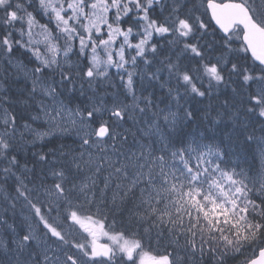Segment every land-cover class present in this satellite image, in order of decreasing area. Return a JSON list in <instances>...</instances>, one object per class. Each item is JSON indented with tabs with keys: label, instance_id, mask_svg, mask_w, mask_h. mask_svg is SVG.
<instances>
[{
	"label": "snow or ice",
	"instance_id": "1",
	"mask_svg": "<svg viewBox=\"0 0 264 264\" xmlns=\"http://www.w3.org/2000/svg\"><path fill=\"white\" fill-rule=\"evenodd\" d=\"M0 62V264H264V0H0Z\"/></svg>",
	"mask_w": 264,
	"mask_h": 264
},
{
	"label": "trees",
	"instance_id": "2",
	"mask_svg": "<svg viewBox=\"0 0 264 264\" xmlns=\"http://www.w3.org/2000/svg\"><path fill=\"white\" fill-rule=\"evenodd\" d=\"M16 60H20V61H22V62H24V63H27V60H26V57L22 54V52H18L16 55H15V57H13V61L15 62ZM12 73V75H9V73ZM5 75V65L2 63V62H0V77H3ZM7 84L5 83V81H4V84H2L4 87H6V88H10L11 89V91L13 92V93H15V94H19V91H20V89L22 88V86H23V78L22 77H18L16 74H15V72L13 71V70H11L10 68L8 69V78H7ZM162 94V93H161ZM16 112L17 113H24V107H23V105H17L16 106ZM30 112H31V115H33V116H35V115H38V113L34 110V109H32V110H30ZM29 123H31V121L29 120L28 121ZM60 142H63V141H54L53 143H60ZM70 142V141H69ZM49 147H52V145L50 144V145H48ZM251 151H249L248 153H247V162L249 163V164H251L252 163V158H251V153H250ZM249 157V158H248ZM243 158H244V154L242 153L241 154V159L243 160ZM257 163H258V161H257ZM9 215H11V213H9ZM21 221H22V217L20 216V214H19V206H18V208H17V215H16V217H15V222L17 223V224H20L21 223ZM12 221L10 220V223H11Z\"/></svg>",
	"mask_w": 264,
	"mask_h": 264
},
{
	"label": "rangeland",
	"instance_id": "3",
	"mask_svg": "<svg viewBox=\"0 0 264 264\" xmlns=\"http://www.w3.org/2000/svg\"><path fill=\"white\" fill-rule=\"evenodd\" d=\"M11 70H14V69H12V68H10ZM12 74V73H11ZM4 77V76H3ZM6 84L8 83L7 81L5 82ZM0 84H4V80H2V79H0ZM39 123L40 122H37V124H34L33 125V127H37V126H39Z\"/></svg>",
	"mask_w": 264,
	"mask_h": 264
},
{
	"label": "bare ground",
	"instance_id": "4",
	"mask_svg": "<svg viewBox=\"0 0 264 264\" xmlns=\"http://www.w3.org/2000/svg\"><path fill=\"white\" fill-rule=\"evenodd\" d=\"M14 71V70H13ZM15 72V71H14ZM9 75H12L11 72L9 73ZM251 153V152H250ZM249 158V157H248Z\"/></svg>",
	"mask_w": 264,
	"mask_h": 264
}]
</instances>
